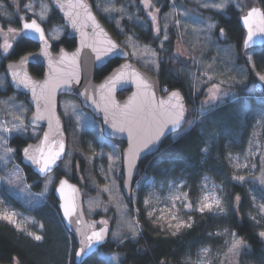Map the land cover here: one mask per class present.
Segmentation results:
<instances>
[{
  "label": "rangeland",
  "instance_id": "rangeland-1",
  "mask_svg": "<svg viewBox=\"0 0 264 264\" xmlns=\"http://www.w3.org/2000/svg\"><path fill=\"white\" fill-rule=\"evenodd\" d=\"M255 0H228L227 6L232 5L239 14L244 12L249 6L253 5ZM207 3H221V0H183L180 4H176L175 0H151V6L145 8L141 0H137V3L133 0H99L95 1V6L98 11L106 17V20L110 26L115 29L118 35L122 36L121 40L123 46H125L132 61L136 62L140 67L146 69L149 68L152 72L157 70L158 60L162 56V51L165 46V36H167L166 30L172 28L175 37L179 41L180 51L184 53V63H186L182 72L190 82L193 83L198 90L202 89V99L198 104L197 113L201 115L207 109H212L217 104L224 102L226 98H231L234 94V82L230 79L238 81L237 74L241 73L242 69H238L233 66V59L235 56L232 54V45L225 43L223 46H218L211 41L212 31L207 30L206 26L209 23H215L211 19L210 12H223V9H217L214 7H202L201 5ZM12 15L4 14L5 6L0 0V12L3 17L7 19L20 17H34L40 23H46L49 14L50 6L46 0H7ZM167 4V10L162 17L159 12L152 13V10H159L163 4ZM30 5V7H26ZM241 5V7H237ZM133 7L134 11L129 12V7ZM141 11L142 16L146 19H142L141 15L138 16ZM152 13V16L149 15ZM41 16L44 18L41 19ZM155 17V22L153 21ZM123 19L128 21V27L125 28L122 24ZM179 20V26L175 21ZM49 22H47L48 24ZM216 24V23H215ZM4 26V27H3ZM46 32L48 38L57 42L61 36L65 33L63 25L50 23ZM148 26V27H147ZM15 29V33H9L8 29ZM136 28L138 30H145L149 28L151 39H156V48L150 44L139 43L135 40ZM159 28V32L156 29ZM203 29V30H202ZM21 35L20 28H16L11 24L6 23L2 25L0 23V52L6 56L10 51V48L5 53L3 45L5 40L9 44H13ZM218 37L221 40H226L225 34L221 35L218 31ZM199 58L195 57L192 53L199 49ZM211 51L208 57H203L204 50ZM201 52V53H200ZM253 49L246 51L243 58L252 69L255 81L249 87V91H254L255 82L264 85L261 82L256 73L264 74V69L256 70L252 62L247 60L248 56L252 57ZM232 58V59H231ZM147 70V69H146ZM231 70L233 73L228 75ZM148 71V70H147ZM229 71V72H228ZM5 76V75H4ZM209 77L212 79L209 80ZM3 76L0 75V89H3ZM6 80V78H5ZM222 82V83H221ZM212 83L221 85V91L216 100L211 101L210 104L204 103L208 98V90L211 88ZM76 99L68 96L59 98L58 111L61 117H71L74 120L76 129L83 135L81 141L85 146V153L89 163L92 165L96 179L94 184L89 189H80L83 195V205L86 213L97 220L99 225L108 224L111 227L109 239L111 242L121 243L118 239L114 238L112 233L118 232L120 236L125 237L127 234L132 235L129 231L128 224L135 225V231L139 233L140 226L137 223L136 217H132L129 213L131 208L132 213L140 212L145 222L148 224L151 231L164 236L172 235L167 225L169 223L175 224L176 221L170 219V216L175 212L180 218L185 221L191 218L193 222V215H207L211 217L224 216V213H219L215 208L212 212L205 210L203 213L197 210L200 200L203 196L215 194L216 197L222 201V206L225 209V194L224 188L220 183L214 181L210 176L204 175L201 177L197 189L194 193L190 194L186 181L178 176H171L169 172L163 171L160 176L148 177L146 179L142 177L136 178L134 188L132 192V203L127 204L123 198L120 190V147L121 143L108 140L103 137L101 133V125L99 120L93 118V116L82 109ZM17 106H22L19 110ZM73 109L75 111H73ZM30 112V107L25 100L19 99L15 96V93L9 97L1 99L0 102V129L3 127L14 128L24 126L26 132L21 135L18 132H2L0 135L7 137L5 147L12 148L8 143L9 139L13 136H20L26 140H35L41 129L33 128L29 126L25 118ZM185 127L182 131L186 130ZM180 131V132H182ZM179 132V133H180ZM35 133V135H33ZM179 133H176L170 137L174 139ZM68 138V137H67ZM234 148V146H231ZM229 149L225 156V162L231 169L234 176H244L243 183L237 178L236 180L242 184L247 191L251 210L249 217L257 229V234L260 231H264V212H261L260 205L264 204V186L259 184L256 179L261 175L264 170V165L261 164V159L264 158V114L255 115L252 117L250 126L248 129L247 137L242 144H239L236 151ZM13 149V148H12ZM0 155H5L2 149H0ZM112 156L113 159L109 160L108 157ZM71 154L68 151L67 140V152L65 159L61 163L57 172L46 176L41 181V190L39 192H33L25 180V175L20 165L17 164L14 158V153L6 157V162L0 160V213H15L13 220L14 224L8 223L6 220L0 219L1 223L8 225L17 234L30 239L33 242L36 241L33 236H29L31 232L34 235H41L43 227L41 223L31 214V209L47 202L49 195L52 193L53 186L57 179L58 171L62 170L68 172V166L70 165ZM232 157L233 159H229ZM238 158V159H236ZM247 164L248 167L237 168L236 165ZM49 180L51 183H49ZM78 181L81 185L83 182L78 175ZM108 191H104V189ZM187 194L185 199L184 194ZM180 196L179 200H171L169 197ZM149 201V203H145ZM16 203V204H15ZM175 203V207L172 205ZM185 204H191L192 207H184ZM152 212V218L148 216L149 212ZM95 214H98L95 217ZM131 215V216H130ZM163 217L158 220L157 217ZM28 217L33 219L30 221ZM106 221V223H101ZM259 221V223H257ZM163 225V228H161ZM113 226V227H112ZM188 228H182L176 235L182 233ZM226 227L216 228L213 232H210L208 240L194 248H187L184 250L179 258L178 264H198L203 259L207 264H256L249 259L248 246L243 249L241 254L233 256L231 254L225 256L227 248L231 244L232 237L230 235H217V233H223ZM229 232H233L227 229ZM237 239H240L236 236ZM228 241V245L225 244ZM264 244V243H263ZM204 248L211 249L206 255L202 256L201 250ZM116 253L107 254L103 252L98 253L100 261L98 264H104V258L111 257ZM117 264V262H113Z\"/></svg>",
  "mask_w": 264,
  "mask_h": 264
},
{
  "label": "trees",
  "instance_id": "trees-1",
  "mask_svg": "<svg viewBox=\"0 0 264 264\" xmlns=\"http://www.w3.org/2000/svg\"><path fill=\"white\" fill-rule=\"evenodd\" d=\"M1 1L5 6L3 15H12L7 0ZM90 1L112 36L121 43L122 36L118 35L117 31L110 26L106 17L96 8L95 1L99 0ZM133 2L136 4L137 0H133ZM180 2L182 1L175 0L177 5ZM253 4L264 9V0H255ZM129 9V12L134 11L131 6ZM159 9L162 17V13L164 14L167 10V4L164 3ZM210 14L212 21L216 23V27L212 31L211 41L220 47L225 43L231 44L232 54L235 56V59L232 60L233 66L242 69L241 73L237 74L238 81L229 80L234 82V94L231 98H226L223 103L217 104L212 109H207L199 115L197 110L202 99V89L198 90L182 72V68L186 64L181 61L184 59V53L179 49L180 43L175 37L173 29L168 28L166 30L167 39L162 56L158 60L157 70L152 72L151 69H146L159 80L162 93L174 89L181 91L187 106L185 123L187 129L180 132L174 139L169 138L155 155L142 160L137 170V178L157 177L163 171H166L173 177L178 176L184 179L190 194H192L197 189L201 177L208 175L224 188L225 214L220 217L193 215L191 228L175 236H164L151 231L141 213L134 214L129 208V213L133 218L136 217L140 226L138 235L133 239L132 235L127 234L121 243L111 242L109 239L105 246L99 250V252L107 254H119L120 261L123 264H178L180 255L184 250L206 242L208 240L207 235L219 227H226L235 232L236 236L247 244L250 260L256 264H261L264 261V244L260 241L257 229L249 217L251 210L249 195L244 186L233 179L234 174L225 162V156L231 146H234V148H231L232 151H236V147L242 144L247 137L252 117L264 114V85L255 82L254 91H249V87L254 83L255 78L252 69L242 55L243 31L239 25L241 14L232 5L227 6L223 12H210ZM3 15L0 12V23L2 25L8 23L16 28L19 27V19L12 17L9 20ZM140 15L142 19H145L141 11L138 13V16ZM47 22L49 23L47 24ZM47 22L42 23L46 30H48L50 23L58 25L62 23L57 13L51 10ZM122 24L125 28H129L128 21L125 19H123ZM220 29L224 30L226 40H221L218 37ZM149 31V28L145 30L136 28L137 36L135 40L139 43L150 44L157 49V41L151 39ZM56 44H60L68 50L74 48V41L67 39L64 35ZM35 49L36 46L32 42L19 37L12 44L6 56L0 52V75L4 78L3 89H0V102L1 99L14 93L5 80L3 73L5 62L16 60L21 55ZM200 49L202 52L201 44L199 49L192 53L196 58H199L198 52ZM210 54L212 52L205 49L203 57H208ZM252 58L255 65L254 69H264V45L253 50ZM115 65H117V62L111 61L107 66L96 71L95 80H100ZM30 71L36 77L42 75L40 67H30ZM231 73L233 72H229L228 75ZM124 94L120 93L118 96L122 97ZM15 96L24 100L22 95L15 93ZM63 121L68 137L71 163L68 166L67 173L59 170L57 176L67 177L76 183L80 189H89L94 184L96 175L86 156L84 143L81 141L83 134L78 132L71 117L65 116ZM29 141L32 140L13 136L9 139L8 144L15 150V161L23 170L25 180L30 184L31 190L39 192L42 179L37 178L29 169L20 164V150ZM122 146L121 144L120 147ZM78 175L83 185L79 183ZM237 196L240 198L239 201L236 200ZM31 214L43 226V239L40 242H33L0 222V264H17V261L18 264H73L72 258L75 245L62 225L56 208V200L52 193L46 203L31 209ZM97 215L95 214V217ZM98 253L90 257L84 264H98L100 261Z\"/></svg>",
  "mask_w": 264,
  "mask_h": 264
},
{
  "label": "water",
  "instance_id": "water-1",
  "mask_svg": "<svg viewBox=\"0 0 264 264\" xmlns=\"http://www.w3.org/2000/svg\"><path fill=\"white\" fill-rule=\"evenodd\" d=\"M47 1L51 8L58 13L63 25L66 27V37L74 40V48L68 50L63 46H59L57 50H53L51 40L48 38L43 25L36 18L21 19L19 21L21 36L34 43L37 48L32 52L21 55L16 60L6 61L3 66V73L10 90L22 95L30 107V112L25 118L26 123L33 127L30 122L37 111L43 117L33 127L41 129L38 137L35 140L27 142L23 148L29 145L34 147L39 145L44 138V134L48 133L50 139L56 138L63 141L64 153L56 162V165L53 166L52 170L43 175L38 172L35 165L24 159L23 148L19 153L20 164L29 169L39 179H44L46 176L57 172L67 152V135L64 129L63 118L58 111V101L61 96L72 97L78 101L82 109L99 120L101 133L104 138L123 144L120 151L121 179L119 186L124 200L127 204H131L132 192L140 162L155 155L172 135L179 133L185 127L187 117L185 99L178 89L170 90L166 93L161 92L159 80L152 73L131 60L128 49L112 36L95 13L90 0H83V3L87 5L88 13L99 24L98 29L93 28L92 21L87 19V14L83 8L69 7V0ZM71 3L75 4V0H71ZM60 5H63V8ZM252 6L260 8L258 5L253 4L239 17V25L243 31V54L248 50H254L264 45V34L257 31L254 32L250 46L245 47L248 28L243 22V17ZM75 13L79 14L78 18L74 15ZM32 20H36L43 30V40L40 39L39 33L26 32L23 29V24L31 23ZM74 20L76 21L75 26L73 24ZM108 41H111L116 46L115 49H111ZM105 49L111 50L106 52ZM97 54L100 56L99 60L97 59ZM114 60H119V63L100 80H95V72L101 70ZM30 67H40L42 75L36 77L31 73ZM121 70H123L124 75L115 82H112V78ZM14 72L18 73V75L14 76ZM141 81L146 82L148 87L145 88L141 84ZM25 83L28 85L27 87L24 86ZM85 89H87V96L80 95L79 93L85 92ZM123 92H125V95L119 97L118 94ZM172 92L179 93L180 103L183 104L185 109L183 120L175 128L171 124H168L164 128L163 136L160 137L151 151L145 150L140 152L136 160V167L129 175L126 166L129 148H136L139 139L152 134L157 126L149 111L138 113L139 106L145 104L150 105L151 109H156L161 107L160 102L163 101L162 108L163 110H167ZM106 112L107 123L105 122ZM125 112L130 115L136 114L137 118L126 120L124 118ZM114 123L117 127H123L124 131L115 130L113 128ZM129 129L132 130L131 137ZM62 181H67L63 194L58 191ZM52 195L56 200V208L58 209L62 225L75 245L72 258L73 264H84L108 242L111 227L108 224L99 225L95 218L90 217L86 213L83 205V195L79 186L67 177H57L52 189ZM66 202L74 204L76 210L75 215L70 217L72 221L71 226H69V219H65L61 207ZM77 220L79 221L78 223ZM102 228L107 229L105 242L102 245L95 246L97 250L91 254L87 256L82 255L79 258L76 257L75 253L81 247L80 241L84 238L83 234H91L92 231H99Z\"/></svg>",
  "mask_w": 264,
  "mask_h": 264
},
{
  "label": "snow or ice",
  "instance_id": "snow-or-ice-1",
  "mask_svg": "<svg viewBox=\"0 0 264 264\" xmlns=\"http://www.w3.org/2000/svg\"><path fill=\"white\" fill-rule=\"evenodd\" d=\"M141 2L144 4L145 8H148L151 6V0H141ZM228 0H221V3L216 4V3H207L205 2L202 4V7L208 8V7H214L217 9H223L227 6ZM63 8V5H60ZM2 7V5H0ZM26 7H30V5H26ZM69 7H81L84 9L85 13L87 14V19L92 21V25L94 29L99 28V24L96 23L95 18L91 16L90 13L87 11V5L83 3V0H75V4L71 3V0H69ZM237 7H241V5H237ZM158 11V10H157ZM77 18L79 16L78 13L74 14ZM149 15L152 16V13L149 12ZM44 17L41 16V19ZM20 19L23 20V17H20ZM153 21L155 22V17L153 16ZM243 22L248 28V37L247 40L245 41V47L250 46V42L252 41L254 32H260L264 34V9L257 8L255 6L250 7V10L247 12V14L243 17ZM76 21H73V24L75 26ZM176 25L179 26L180 21L176 20L175 21ZM216 27L215 23H209L207 24L206 28L207 30H211ZM23 29L26 30V32H34V33H39L40 39H44V33L41 27L37 24L36 20H32L31 23H24L23 24ZM203 30V29H202ZM157 32H159V28L156 29ZM9 33H15V29L9 28L8 29ZM220 34H224V30L220 29ZM165 39H167V36H165ZM108 43L111 45V49H115V45L111 43V41H108ZM5 53H7V50L11 47V44L5 40L4 45L2 46ZM111 49H105V51H109ZM27 59V58H25ZM97 59H100L99 54H97ZM247 60L249 63L252 62V57L248 56ZM255 67V65H253ZM14 76L18 75V73H13ZM124 75L123 70L117 73L115 77L112 78V82H115L116 80L120 79ZM258 79L261 82H264V74H261L259 72L256 73ZM212 78L209 77V80ZM222 83V82H221ZM141 84L145 88L148 87L146 82L141 81ZM27 87L28 85L25 83L24 85ZM34 91V90H33ZM221 91V85L217 83H212L211 88L208 90L207 94V99L204 101V103L210 104L211 101L216 100L220 94ZM80 95H85L87 96V89H85V92L79 93ZM164 102L161 101L160 108L156 109H151L150 105H145L142 104L138 108V113H143L145 111H149L150 115L152 116L153 121L156 123V128L155 131L143 138L139 139L138 145L136 148H129L127 158H126V166L128 169L129 175L131 174V171L136 167V160L142 151H151L153 147L156 145V143L159 141L160 137L163 136L164 134V128L168 125L171 124L173 128L177 127L180 125L181 121L184 118V106L182 103H180V97L178 92H172L170 100L168 101L169 108L167 110H163ZM18 110L22 106H17ZM127 107V106H126ZM73 111H75L73 109ZM43 117L41 116L40 112L37 111L36 115L33 117L32 121L30 122L33 127L36 126V122L41 120ZM124 118L126 120H133L137 118L136 114L130 115L127 112L124 113ZM105 122L107 123V112L105 114ZM113 128L117 131H124L123 127H117L116 124H113ZM2 132H18L21 135H23L26 132V127L20 126V127H14V128H7L3 127L0 129ZM132 130L129 129V135L131 137ZM35 135V133H33ZM7 142V137L0 135V149L4 152L5 155H0V160H3L6 162V157L10 156L12 153H14V149L10 147H5L4 145ZM64 153V143L62 140H58L56 138H51L49 137L48 133L44 134V138L41 141V143L37 146H32L29 145L28 147L23 148V155L24 159L27 161H30L33 165L37 167V170L40 174H46L50 172L53 168L54 165H56V162L61 158V156ZM109 160H112L113 157L109 156ZM229 159H233L232 157H229ZM238 159V158H236ZM261 164L264 165V158L261 159ZM237 168L240 167H245L247 168L248 165H236ZM239 179L241 183L244 182L245 177L244 176H233V179ZM259 181V184L261 186H264V170H262L261 175L256 178ZM49 183L51 181L49 180ZM67 186V181H62L60 184V187L58 191L63 194L64 188ZM104 191H108V189H104ZM184 197L186 199L187 194H184ZM169 199L175 201L179 200L180 196H172L169 197ZM239 196L236 197V200L239 201ZM0 203H3V201H0ZM145 203H149V201H145ZM63 209V214L65 219H69V226H71L72 221L70 217L75 215V206L74 204H69V203H64L61 205ZM172 207H175V203H173ZM184 207L191 208V204H185ZM216 209L219 213H224L225 209L222 206V201L220 198L216 197L215 194H211V196L205 195L199 202V206L197 210L201 213H203L205 210H208L209 212H212L213 209ZM261 212H264V204L260 205ZM153 213L150 211L148 213L149 218H152ZM15 216V213H0V219L6 220L8 223L14 224L15 221L13 220V217ZM156 219L161 220L163 217H157ZM170 219L173 221H176L175 224L169 223L167 225L168 229L171 231L172 235H176L182 228H191L192 227V222L191 218L189 217L188 221H185L184 219L180 218L175 212H173L170 216ZM79 221L77 220V223ZM101 223H106V221H101ZM138 223V222H137ZM259 223V221H257ZM41 227H43L41 225ZM129 231L132 233V238L135 239V237L138 235V233L135 231V225L132 223L128 224ZM161 228H163V225H161ZM107 233V229H100L99 231H92L91 234L84 233L83 236L84 238L80 241L81 247L79 251L75 253L76 257H81L82 255L87 256L91 254L92 252L96 251L95 246L102 245L105 242V236ZM29 236H33V238L36 241H41L43 237L41 235H34L33 233L29 232ZM113 237L118 239L120 242H123L125 237L120 236L118 232L112 233ZM217 235H230L232 237L231 244L227 248V252L225 253V256L231 254L233 256H239L243 249H245L247 246L244 244V241L241 239L236 238V233L235 232H229L227 229L224 230L223 233H217ZM258 237L262 243H264V231H260L258 233ZM228 241H225V244L228 245ZM211 249L204 248L201 250L202 256H206ZM117 262V264H123L122 261H120L119 254L112 255L111 257L104 258V264H113V262ZM18 264V261H17ZM198 264H207V262L203 259H201ZM261 264H264V261L261 262Z\"/></svg>",
  "mask_w": 264,
  "mask_h": 264
},
{
  "label": "flooded vegetation",
  "instance_id": "flooded-vegetation-1",
  "mask_svg": "<svg viewBox=\"0 0 264 264\" xmlns=\"http://www.w3.org/2000/svg\"><path fill=\"white\" fill-rule=\"evenodd\" d=\"M47 1V0H46ZM183 1V0H182ZM48 2V1H47ZM91 2V1H90ZM49 4V3H48ZM92 4V3H91ZM49 6H50V4H49ZM93 6V5H92ZM93 9H94V11H95V8L93 7ZM50 10L51 11H55V10H53L52 8H51V6H50ZM56 12V11H55ZM157 12H159V10L157 11V9H155V10H152V13H157ZM57 13V12H56ZM95 13H96V11H95ZM97 14V13H96ZM57 15H58V13H57ZM98 16V15H97ZM49 17H50V14H49ZM49 17H48V19L46 20V21H48L49 20ZM58 17H59V15H58ZM99 17V16H98ZM29 18H31V17H27V18H23V19H29ZM60 18V17H59ZM100 19V18H99ZM21 19H19V21H20ZM60 20H61V18H60ZM101 20V19H100ZM102 21V20H101ZM61 22H62V20H61ZM42 24V23H41ZM43 25V24H42ZM60 25H63V23H61ZM44 27V26H43ZM63 27L65 28V33H64V36L66 37V32H67V30H66V27L63 25ZM19 28H20V26H19ZM45 29V28H44ZM45 32H47V30L45 29ZM19 37H22L21 35L19 36ZM23 38V37H22ZM67 38V37H66ZM68 39V38H67ZM69 40H73V39H69ZM74 41V40H73ZM52 42V49L53 50H57V48L59 47V46H62V45H60V44H56V42H53V41H51ZM34 44V43H33ZM35 45V44H34ZM36 46V45H35ZM11 47H12V44H11ZM37 48V47H36ZM36 50V49H35ZM72 50V49H71ZM182 59V58H181ZM114 61H116L117 62V64L119 63V60H114ZM181 61H185V59H182ZM116 66V65H115ZM123 93H125V92H123ZM125 95V94H124ZM123 95V96H124ZM122 96V97H123ZM78 102V101H77ZM120 143V142H119ZM122 144V143H121ZM123 145V144H122Z\"/></svg>",
  "mask_w": 264,
  "mask_h": 264
},
{
  "label": "bare ground",
  "instance_id": "bare-ground-1",
  "mask_svg": "<svg viewBox=\"0 0 264 264\" xmlns=\"http://www.w3.org/2000/svg\"><path fill=\"white\" fill-rule=\"evenodd\" d=\"M29 219H30V221H32L33 222V219L31 218V217H28Z\"/></svg>",
  "mask_w": 264,
  "mask_h": 264
}]
</instances>
